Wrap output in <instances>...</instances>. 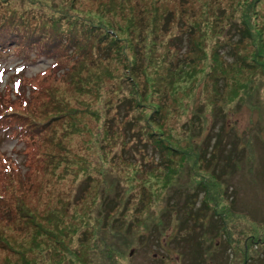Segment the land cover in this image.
Listing matches in <instances>:
<instances>
[{"label":"rangeland","instance_id":"obj_1","mask_svg":"<svg viewBox=\"0 0 264 264\" xmlns=\"http://www.w3.org/2000/svg\"><path fill=\"white\" fill-rule=\"evenodd\" d=\"M12 1L55 59L0 58V183L33 139L14 112L51 183L29 225L0 200V259L264 264V0Z\"/></svg>","mask_w":264,"mask_h":264},{"label":"trees","instance_id":"obj_2","mask_svg":"<svg viewBox=\"0 0 264 264\" xmlns=\"http://www.w3.org/2000/svg\"><path fill=\"white\" fill-rule=\"evenodd\" d=\"M16 8L18 9L19 12H17ZM39 18H40V12L38 11V8L35 5L31 6L30 9L22 10L18 8V6H16L12 0H0V57L8 56V54L11 53L16 54V52L13 50V48L16 47L18 51H21L19 48L24 50L21 51L22 54L20 57L24 58L25 61L29 60L30 54H32L34 57L46 56L50 59H55L54 57L55 46L54 43H52L50 37L52 34H48L46 36L41 37L33 33H28L31 29L34 30L39 29L41 25L40 21H42L41 18L40 19ZM231 23H234V21H232ZM65 35L66 32L63 33V37ZM32 38H37V39H32ZM64 38L69 39L67 37ZM58 46L63 47L64 45L59 43ZM178 47L179 50L183 48L182 45L181 46L178 45ZM17 87H19L20 90L21 85L19 86L18 84H16V88H15L16 92H17ZM14 113L18 118L25 119L23 122L24 126L22 127L25 129L26 133L33 136V139L31 142L26 144L27 146L25 147V151H24L25 157L24 160L20 162L25 165V169H23L24 172H22V174L20 175L17 174L12 175L9 174V172L7 171L4 173V182L0 183V200H4L14 195L13 209L16 212L14 219L20 221V219L25 218L26 220L24 225H29L33 219H37L36 214L38 212L39 205L43 200V195L45 196L46 194L45 189L48 186V184L51 182L47 178H45L44 180L45 177L44 174L47 172V167H44L40 162H36L34 160V158L39 155V146L36 150H32V151L27 150V148L31 147V145H34L33 142L37 140L35 138V135L38 129L35 130L34 125L39 126L38 123L36 121L30 120L28 116H22L21 114H17L16 112ZM189 118L194 119L193 115L190 116ZM199 119H201L200 116L198 117V120ZM30 126L32 127V129L29 128ZM6 127L8 126H5L3 128ZM9 131L12 132L13 129ZM150 132L151 134L156 133L155 130H151ZM203 138L204 137H202L201 141H203ZM214 139L215 138L213 137L209 138V145L207 146V150H208L207 154H209L210 149H213L215 151V147L212 144V141ZM165 144L166 143L164 142V146ZM7 169L9 170V168ZM0 173L3 172L1 171ZM162 178L165 180L164 177ZM107 203L108 201L105 202L104 200L101 203H99L96 207L97 212L103 213L104 217L105 216L109 217L110 214L115 215L117 207L108 208L105 213L103 212V209L105 208ZM78 218H81L79 213L76 214L74 220H78ZM60 223L61 225L64 224V218H62ZM117 224H119V222ZM51 227L53 229H56L54 226ZM119 232L120 231H118V233ZM11 244H12L11 239H9V237L5 233H0V249L5 250V247ZM192 246L193 245H190V247L188 248L189 252L187 253V255L188 258H190V256L195 254L196 258H194L193 264H196L199 258V252H195L194 246L193 248ZM228 252L230 253V255L231 252H233V248L230 245L228 246ZM225 256L228 260V255ZM0 264H5V261L3 259H0Z\"/></svg>","mask_w":264,"mask_h":264},{"label":"flooded vegetation","instance_id":"obj_3","mask_svg":"<svg viewBox=\"0 0 264 264\" xmlns=\"http://www.w3.org/2000/svg\"><path fill=\"white\" fill-rule=\"evenodd\" d=\"M248 239H249V238H248ZM249 242H250V244H251V243H253L254 241H251V240L249 239ZM244 250H246V240H245V242H244ZM243 264H248L247 259H245V260L243 261Z\"/></svg>","mask_w":264,"mask_h":264}]
</instances>
